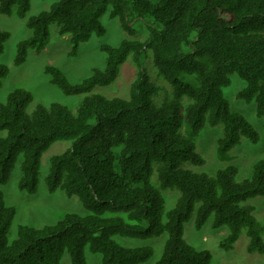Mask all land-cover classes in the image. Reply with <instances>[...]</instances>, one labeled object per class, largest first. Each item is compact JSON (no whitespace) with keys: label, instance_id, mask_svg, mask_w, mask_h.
Masks as SVG:
<instances>
[{"label":"trees","instance_id":"1","mask_svg":"<svg viewBox=\"0 0 264 264\" xmlns=\"http://www.w3.org/2000/svg\"><path fill=\"white\" fill-rule=\"evenodd\" d=\"M29 8L30 0H0L5 15L24 18ZM107 10L130 37L117 46H102L104 69L95 67L81 82L71 83L59 68H45L65 94H86L75 112L59 103L29 110L33 97L24 88L0 101V130L5 131L0 185L20 159L18 187L34 194L43 152L57 140H70L69 148L50 157L44 181L49 192L60 189L76 196L88 210L41 228L19 225L9 240L16 208L6 203L0 188V264H61L64 253L71 264H89L85 248L100 254L102 264H144L154 252L150 244L124 246L116 238L164 235L154 264H211L207 249L184 238L190 219L197 229L209 219L211 227H225L219 241L225 250L245 230L247 251L264 254V218L257 222L246 203L264 196V159L240 181L234 166L214 175L184 168L187 162L204 163L195 147L206 124L222 126L216 147L221 160L232 158L230 151L242 138L259 140L247 118L230 109L223 87L236 73L244 81L236 97L254 102L264 122V0H58L25 20L31 35L18 41L14 64L24 62L29 49L47 46L53 23L60 35L70 36L76 54L80 43L105 32L100 18ZM134 21L147 24L145 39L135 37ZM8 37L9 31L0 29V52ZM127 60L136 68L128 96L91 93L112 84ZM7 73V65L0 63V86ZM166 189L179 193L168 210L161 193Z\"/></svg>","mask_w":264,"mask_h":264},{"label":"rangeland","instance_id":"2","mask_svg":"<svg viewBox=\"0 0 264 264\" xmlns=\"http://www.w3.org/2000/svg\"><path fill=\"white\" fill-rule=\"evenodd\" d=\"M56 1L58 0H30V8L24 18H20L15 12L10 15L0 13V29L9 31V37L4 43L3 51L0 52V63L8 67V73L3 78L0 86V101H5L12 90L24 88L29 90L33 97L29 110H32L38 104L49 106L51 103H59L75 112L86 94H65L57 85L50 82V76L45 72L46 66L53 65L59 68L71 83H79L91 74L93 68H105L106 53L102 50L103 45L117 46L123 39L130 37L121 27L120 20L117 17H110L109 10H107L100 18L105 32L102 35L92 34L89 40L80 43L76 54L71 53L73 46L70 36L68 34L60 35L58 26L53 23L49 27L47 46L39 51L29 49L25 61L18 65L14 64L18 41L31 35V31L26 27L25 20L30 16L37 15L42 10L48 9ZM132 23L138 31L135 37L145 39L148 36L147 24L139 21ZM156 27L160 28V25L157 24ZM142 63L143 67L146 66L148 72H151L150 66H147L148 61L144 59ZM135 73L136 68L132 61L127 60L120 66L119 75L112 84L97 86L91 93H99L107 98L114 96L126 97ZM151 76L154 79L152 73ZM230 79L231 83L223 87V94L230 103V109L243 114L247 118L257 130L259 140L252 142L247 138H242L241 142L231 149L232 158L221 160L217 156L216 147L217 139L222 134V126L206 124L196 138L195 147L196 152L203 157L204 163L198 166L187 162L184 168L197 173L204 172L214 175L218 169L234 166L237 169L235 179L240 181L250 178L254 164L264 159V122L261 117L256 115L254 102L247 103L236 97V93L243 87L244 81L236 73H232ZM153 81L157 82L156 80ZM157 83L159 84V82ZM163 96L164 94L160 93L158 95L159 100ZM186 101L187 99L184 98V102ZM4 134L5 131L0 130V136ZM70 146V140H57L43 152L38 189L34 194L20 190L18 187L17 183L21 177L20 159L17 161L8 182L0 185L6 203L16 208L9 232V240L16 237L19 225L24 224L41 228L45 225L55 224L69 213L79 215L88 213V210L83 207L76 196H67L60 189L49 192L44 181V177L49 170L50 157L65 151ZM155 180L153 176L152 183ZM161 193L165 199L166 210L173 207L179 195L178 191L166 189L162 190ZM246 203L253 206L252 213L256 221L262 223L264 218V196L252 197ZM225 232V227L217 229L211 227L210 219L200 229L194 226L193 219H190L184 225V238L197 249H207L211 254V264H264V254L257 251H247L249 238L245 230L241 232L233 248L225 250L220 247L219 241ZM261 236L264 240V228H262ZM165 237L164 235L148 239H116L124 246L150 244L154 248V252L144 264H154L161 255ZM85 255L89 264H102L100 254L92 253L88 248H85ZM61 264H71L67 253H64Z\"/></svg>","mask_w":264,"mask_h":264}]
</instances>
